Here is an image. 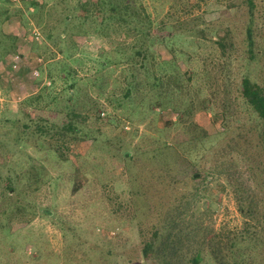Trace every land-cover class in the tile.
Masks as SVG:
<instances>
[{"label":"rangeland","instance_id":"1","mask_svg":"<svg viewBox=\"0 0 264 264\" xmlns=\"http://www.w3.org/2000/svg\"><path fill=\"white\" fill-rule=\"evenodd\" d=\"M245 77L264 0H0V264H264Z\"/></svg>","mask_w":264,"mask_h":264},{"label":"trees","instance_id":"2","mask_svg":"<svg viewBox=\"0 0 264 264\" xmlns=\"http://www.w3.org/2000/svg\"><path fill=\"white\" fill-rule=\"evenodd\" d=\"M64 21H67V18L64 19ZM252 45V44H251ZM224 53L225 50H222ZM249 58H254L255 53L252 51V49L248 50ZM242 94L245 100L248 101V104L255 109L261 108L264 111V91L263 88L260 87L257 83L251 82V80L248 77H245L242 79ZM250 102V103H249ZM67 124H64L63 127H65ZM264 129V127H261V130ZM261 144L264 145V130L261 133ZM151 245L145 244L144 246V253L147 256H150L151 254ZM230 251L234 252L232 249V245L230 246ZM198 260V255H196L193 258V261L196 263ZM219 260V258L217 259ZM232 264H243L237 260H233Z\"/></svg>","mask_w":264,"mask_h":264}]
</instances>
